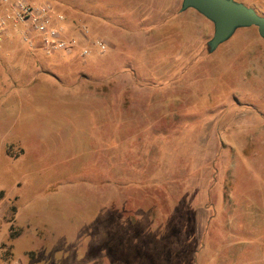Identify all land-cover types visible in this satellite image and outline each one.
Instances as JSON below:
<instances>
[{"label": "rangeland", "instance_id": "1", "mask_svg": "<svg viewBox=\"0 0 264 264\" xmlns=\"http://www.w3.org/2000/svg\"><path fill=\"white\" fill-rule=\"evenodd\" d=\"M46 1L71 36L122 28L139 47L49 55L17 31L3 43L0 264H264L258 28L143 63V47L176 39L141 35L147 0ZM237 1L264 16V0Z\"/></svg>", "mask_w": 264, "mask_h": 264}, {"label": "built area", "instance_id": "2", "mask_svg": "<svg viewBox=\"0 0 264 264\" xmlns=\"http://www.w3.org/2000/svg\"><path fill=\"white\" fill-rule=\"evenodd\" d=\"M13 31L30 48L40 45L46 54L72 52L80 40L89 41L100 53L107 51L108 43L102 38L91 37L90 30L83 26L78 35L71 36L67 15L46 0H0V48ZM90 47L82 46V56H87Z\"/></svg>", "mask_w": 264, "mask_h": 264}, {"label": "crops", "instance_id": "3", "mask_svg": "<svg viewBox=\"0 0 264 264\" xmlns=\"http://www.w3.org/2000/svg\"><path fill=\"white\" fill-rule=\"evenodd\" d=\"M182 1L183 0H147L145 3L146 14H149V17L151 18L147 24L149 25V29L142 31L143 34L141 35L145 38L155 37L157 38L156 40L161 39L165 32L163 28L164 26H167V28L170 27L171 30L175 31L176 39L167 44V47H165L164 50L163 48L156 52L151 50L150 52H152V55L148 52V48L143 47L148 53V55L146 54L143 63H146L148 60L157 61L158 58L162 57L163 55H165L167 59H174L175 61L186 58L189 59L191 55L197 52L200 53V49L207 46V42L210 40V37L214 31L213 23L195 9L191 8L185 11H179L178 8L182 6ZM124 30L125 29L122 28L115 30L113 29L112 38L110 39L108 37L106 38L108 41L106 39L104 40H106L107 43L110 42V44L116 48V46L121 45L122 43L121 39H118V37H127L128 43L126 46L124 45V47H128V50L131 48V52H134V49L139 47L136 43V36L131 31ZM92 36L93 35L91 34V37ZM86 43L90 42L84 39L80 40L81 46ZM58 53L69 54V52ZM133 61L135 63H140L136 56L133 57ZM13 97L16 98V100L19 99V96L17 95ZM61 97L64 98V96ZM11 112L12 111L9 113L5 112L7 114L0 112V116L2 118L5 116L7 117ZM260 207L264 220V195L261 198Z\"/></svg>", "mask_w": 264, "mask_h": 264}, {"label": "water", "instance_id": "4", "mask_svg": "<svg viewBox=\"0 0 264 264\" xmlns=\"http://www.w3.org/2000/svg\"><path fill=\"white\" fill-rule=\"evenodd\" d=\"M195 9L214 25V34L207 42L210 52L228 41L238 29L257 27L264 39V16L237 0H183L181 10Z\"/></svg>", "mask_w": 264, "mask_h": 264}]
</instances>
